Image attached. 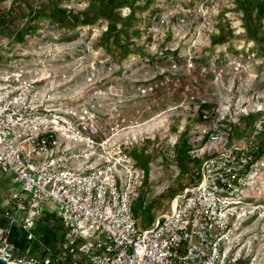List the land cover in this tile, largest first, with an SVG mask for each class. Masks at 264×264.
Returning <instances> with one entry per match:
<instances>
[{
    "label": "rangeland",
    "instance_id": "obj_1",
    "mask_svg": "<svg viewBox=\"0 0 264 264\" xmlns=\"http://www.w3.org/2000/svg\"><path fill=\"white\" fill-rule=\"evenodd\" d=\"M235 1L138 0L130 29L136 47L125 55L112 40L111 52L101 47L106 21L81 24L95 13L96 0H0V19L6 18L0 68L22 58L47 60L65 87L77 83L95 99L107 131L120 120L124 130L114 140L144 170L135 206L139 231L168 213L202 161L246 143L264 121V17L254 11L248 20ZM120 13L127 17L130 9ZM182 134L191 146L187 154L177 148ZM256 143L263 149L259 167L229 220V264H264V135ZM16 191L12 176L0 174V225L3 205ZM36 244L31 248L39 258L43 247Z\"/></svg>",
    "mask_w": 264,
    "mask_h": 264
},
{
    "label": "built area",
    "instance_id": "obj_2",
    "mask_svg": "<svg viewBox=\"0 0 264 264\" xmlns=\"http://www.w3.org/2000/svg\"><path fill=\"white\" fill-rule=\"evenodd\" d=\"M89 69L96 71L95 64ZM57 78L44 59L0 68V174L12 176L19 189L3 205L0 258L14 264H229V220L259 167L256 140L264 121L246 143L202 161L168 213L139 231L135 206L144 170L114 140L124 130L120 120L107 131L95 99ZM170 154L174 158V147ZM34 242L43 257L32 255Z\"/></svg>",
    "mask_w": 264,
    "mask_h": 264
},
{
    "label": "trees",
    "instance_id": "obj_3",
    "mask_svg": "<svg viewBox=\"0 0 264 264\" xmlns=\"http://www.w3.org/2000/svg\"><path fill=\"white\" fill-rule=\"evenodd\" d=\"M98 2V7L95 10L94 14H86L85 18L81 21L82 25H92L97 23L99 20H104L107 22V31L103 36V43L101 45L107 52H111V47L108 46L109 40H112V45L122 49L125 55H128L132 52L130 48H135L136 45L132 41L130 35V29L136 23V9L135 4L138 0H96ZM237 7L244 13L245 17L250 20L251 14L256 11L260 18L264 17V0H236ZM129 8L130 13L127 17H123L120 13V10L123 8ZM65 13L66 11H62ZM3 17V16H2ZM39 17H35L33 20H38ZM0 23H6V18L3 17L0 19ZM119 24L121 27L119 28ZM36 31V27L32 32ZM24 36L20 35V39H23ZM167 53L166 55H170ZM175 54V53H173ZM206 106H203V108ZM202 118H200L201 120ZM184 134L180 136L181 143L177 146L178 150L183 153H188L191 150V146L183 140ZM263 149L260 147L259 155L263 154ZM38 245V244H36ZM42 253V257L44 256ZM33 255V251H32Z\"/></svg>",
    "mask_w": 264,
    "mask_h": 264
},
{
    "label": "water",
    "instance_id": "obj_4",
    "mask_svg": "<svg viewBox=\"0 0 264 264\" xmlns=\"http://www.w3.org/2000/svg\"><path fill=\"white\" fill-rule=\"evenodd\" d=\"M0 264H14V263H9L6 260L0 258ZM19 264H32V263L24 262V263H19Z\"/></svg>",
    "mask_w": 264,
    "mask_h": 264
},
{
    "label": "bare ground",
    "instance_id": "obj_5",
    "mask_svg": "<svg viewBox=\"0 0 264 264\" xmlns=\"http://www.w3.org/2000/svg\"><path fill=\"white\" fill-rule=\"evenodd\" d=\"M175 203H173V205H174ZM235 204H239V202H237V203H235Z\"/></svg>",
    "mask_w": 264,
    "mask_h": 264
},
{
    "label": "crops",
    "instance_id": "obj_6",
    "mask_svg": "<svg viewBox=\"0 0 264 264\" xmlns=\"http://www.w3.org/2000/svg\"><path fill=\"white\" fill-rule=\"evenodd\" d=\"M1 225H2V224H1ZM1 225H0V226H1Z\"/></svg>",
    "mask_w": 264,
    "mask_h": 264
}]
</instances>
